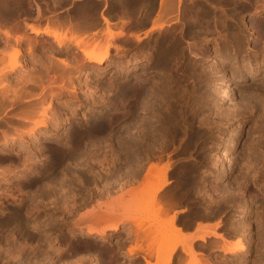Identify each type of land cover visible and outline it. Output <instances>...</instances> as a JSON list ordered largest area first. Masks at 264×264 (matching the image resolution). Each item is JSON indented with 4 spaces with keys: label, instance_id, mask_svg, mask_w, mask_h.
<instances>
[{
    "label": "rangeland",
    "instance_id": "374dc122",
    "mask_svg": "<svg viewBox=\"0 0 264 264\" xmlns=\"http://www.w3.org/2000/svg\"><path fill=\"white\" fill-rule=\"evenodd\" d=\"M43 1L44 0H23L18 10L13 14L12 17L8 18V21H6L7 22L6 24H8L9 22H10L9 24L18 22V24L20 25L19 30L23 31V29H25L28 37L32 36L36 38V40L31 39L33 42H36L38 45V46L36 45L37 47L35 46L36 49L34 47L33 49L34 51L33 50L29 51V50L24 49V47H26L27 42H28V40H26L25 38L23 39L21 38L18 42H16L13 37H10L8 40H4L2 36H0V47H2L0 49L5 50L6 55H7V56L5 55V60L8 59V55L13 52L14 48L24 49L23 53L19 57V62L21 61L20 63L22 65L21 70L22 71L25 70L23 71L25 72L24 76H27L29 74V73L27 74L29 70L30 74L34 75V81H35V82L32 81L33 83L31 82L30 84H28L29 86L26 85L24 87V90L25 89L26 90L25 91L23 90L24 95L22 99H20L21 101L18 99L19 101H16V103L10 101L7 103L4 102L5 104L1 103L0 101V123H1L0 131L4 130V133L1 134L2 131L0 132L1 134L0 135V165H1L0 168L2 169V170L0 169V190H1V194L4 196L2 197V206L0 207L1 208L0 210H1L2 218L4 219L3 225L5 227L2 230V238L0 239V251L2 252V258H3L2 264H82V260H80L79 258H76L67 263L61 262L62 258H64V251H65L64 247L67 248V250L74 249L77 246V244L82 240L86 242H95L98 244L99 249L104 250L103 252L104 255L99 254V256H102L100 258L101 264H140V263L145 264L144 259H142L139 256V254H143L141 251H143L144 254H146L145 257L151 263H154V262L156 263L154 250L152 249L153 250L152 258H150L151 256L149 257V255L147 257V253H145L146 244H144V241H142V239H139V238L136 239L137 237L135 235L136 232L133 233V230L136 231V229L138 232L139 228H137V225L140 226L139 225L140 223L143 226V228L149 227L150 229H153L154 225L152 224V222H149L148 219L146 220V218L144 217V213H142L143 209L140 208L141 211L140 209H138L140 212L137 210L135 212L131 211L132 202H129V201H132V200L127 201L128 203H130L131 208L129 206L127 208L123 204L126 199L130 198V193L128 192L129 191L128 189H130L131 187H134V184H135V187L136 185L139 186L141 184L140 181L143 182L144 180L143 177H145L143 175L145 172V169L151 163L157 162V159L155 156L159 153L161 154L160 157H162V160L159 157L160 158L159 160L161 161V162L158 161L159 164L170 163L172 166H177L181 162L179 161V157L184 156V157H187L190 161L199 164V168L201 169L202 173H198V175L194 174L190 177L191 182H189V179H183L180 173L179 175L176 172L169 171L167 173V178L169 179V183L167 182L157 191V196L159 198L162 197L163 195L162 198L164 199V201L166 198L167 201H169L167 203H169L171 206L175 205V207L170 206V209L172 211L169 210L168 214L164 217H167L169 214L175 211V217H174L175 222H177V224L180 226L181 232L183 233L184 236H189L194 233L197 234L198 231L201 233L204 229L205 231L209 232L208 233V232L203 231L206 234L208 233L207 236L205 235L206 238L204 237V242H202L199 239H195V241H193V246H195L194 248H196L197 251L202 252V253L196 254L197 258L201 257L200 259L203 262V264H264V258H262L264 257V219H263L264 218V171L263 170L260 171V169H263L261 168L263 164L261 162H258L257 164H255V166L257 165L259 166V164L261 166L262 164L261 167L259 166L260 169L254 170L255 169L254 167V168H249L250 170L249 169L245 170V166L247 164L250 165V161L249 160L246 161L245 159L241 158L242 155L245 156L246 155L245 153L248 152L247 150L248 144H246V142L248 143L249 139L252 140L253 138L257 140V138H255L256 136L258 137V139L262 138L261 140H258L260 141V145L262 146H260L261 147L260 151L257 150V153H260L261 150H262L261 153H263L264 151V148H263L264 132L263 134L260 131L254 132L256 134L255 136V134L253 133L255 137L253 136V134H251L254 126L258 125L262 121L260 119H262V116L264 113L262 114V111H261L262 109L256 111L254 106L251 107V105H248L246 107L242 106V104L246 101V100L244 101L243 99V96L245 95H242V94H245L246 92L247 94L251 92L252 90H253L252 92H255V91L256 92L258 91V93L262 92V94H259V95L261 97H264L262 96L264 94L263 92L264 90L263 88L264 87V80H263L264 79V70H263L264 69V58L263 57L264 55L263 53L261 54V52L264 51V48L261 49L259 53V50L255 47V40L257 37V33L254 31L251 34H248L247 30L245 29V25H244L246 23L250 24L251 18H257V19L263 18L264 7L262 8L263 10L260 9V12H258L259 15L255 16L256 14L252 12V9H254V7L257 4L256 0H248V1L247 0H234V1L233 0L232 1L230 0H221V1L220 0H207V1L190 0V2L189 0H182V1L173 0L171 1V3L173 2L175 3L174 5L173 4L170 5L168 9L169 16L167 15L163 20V17H160L161 16L160 15L159 17L161 18V20L157 18L159 20L157 21V19L155 20V18L158 17L159 15L157 13L161 11L160 5L162 3L161 1L163 0L161 1L160 0H147V1L146 0H132L133 2L132 1L129 2V0H120V1L119 0H98V1L97 0H91V1L90 0H61V1L53 0L55 3L56 2L65 3V4L69 3L71 4L70 6L71 8L79 5L83 1H86L87 5L91 6V9L87 12L88 17H89L87 19L88 23L85 24L89 27L81 26L79 27L80 29L76 27L77 29H79V31L80 30L84 31L85 36L83 37V39L86 40L87 37L89 36L90 40L89 38L87 40H89V42L91 43H92V40L93 42H98V43H99V40L101 41V43L104 42L105 33L107 31L106 29L107 25L105 22H103L102 19H100V16L102 13H105V15L107 13V16L109 17L110 21L114 20L113 22L111 21L109 23L110 24L108 26L109 29H111L112 31H117L118 30L117 28H119L120 30L121 26H123L124 30L127 32L134 30L133 32L138 34L139 40L137 41L133 37H127V36H126L127 39L126 37H123V36H119V37L115 36L113 37V39L109 38L112 44H117L118 42L119 48L115 49L113 47H110L111 49H110V52L108 54L106 61L104 62V64H101L102 67L95 68L93 66L83 65L84 70H82L78 74L74 71L71 72L68 70L69 72H71L70 74L68 73L69 74L68 76L70 78L67 77V74H66L67 72L65 73L66 75L64 78L63 76H61L62 79H60V77L58 78V76L60 75L58 76L55 75L56 77L54 76L53 78L55 82L54 80H52L54 82L52 84V82H49L48 79H50L51 76L55 73L59 74L58 72H61L62 69L64 70V72L67 69V67L65 68L64 65L59 63V61H57L56 59H53L52 55L56 53H57L56 56L58 57H60V55L61 57L64 55H67L66 57L68 59L66 60L69 62H74L77 60H82L81 58L82 54L77 49H73V47L71 46L72 45L71 40L68 43L66 42V48H65V45H61L62 47H55L54 44L56 42L53 41L51 43L50 41L51 36L45 33L34 34L33 32L29 31L30 29L26 26L29 23L42 24L45 21H48V23L51 21L50 20L51 16L45 15L47 11L44 8L45 1L44 2ZM203 3L205 7L203 6ZM240 3L243 4L242 5L243 7L241 6ZM206 5L208 6L206 7ZM59 6H55V7H59ZM171 6L173 8H171ZM202 6L205 10L202 8ZM112 7L115 8L116 10L118 8H122L124 9V11L117 12L118 13V14L116 13L117 15L114 14L113 16H110L109 10ZM196 7H200L198 10H204L206 12L207 11L210 12V14L207 13V15L208 16L210 15V16L209 18L207 16L208 18L206 19L207 21L206 20L202 21L203 24L202 23L200 25L196 24L194 28L195 32L192 35L184 34V37L182 38L180 44L182 47L185 48V46H188L187 43L189 41H193L196 44L195 46H193L192 50L193 51L197 50L195 51L197 53L200 52L201 53V54L199 53L200 57L193 59L192 57H190V55L187 56L185 54L186 57L183 55V58H176L178 60H176L175 58L174 60L172 58L171 59L172 61L170 60V62L172 64L173 70L171 69V72L167 71L166 73L165 71H163L162 69H159L154 64L153 66L152 61L147 60L146 57L148 53H151L150 52L151 46L154 44L156 39L159 37L158 35H160L164 31H167V30L169 31L170 28L174 29L175 31H177L178 29L180 30V32H182V29L184 28L183 22L185 21L184 12L190 9L192 10L197 9ZM217 7L219 10L217 9ZM21 16H27V17L22 18ZM167 18L169 19V21H171L170 24L172 25L170 26H172L173 28L170 26L165 27V25H163L165 27V28L163 27L165 29L163 30V28L160 27L163 24L161 22H164L165 20H167ZM152 19L154 20L153 21L154 23L152 22ZM175 20L178 22L176 23ZM54 23L56 25V22H53V24ZM121 23H123V25ZM173 23L175 24V26H173ZM94 24L97 27H95ZM58 25L60 29H62L61 32L66 31L65 33L68 35L70 34L71 31L75 29V26H73L74 29L71 30L70 29L72 28L71 25H69L70 28L69 26H67L68 28L67 27L65 28L60 23H58L57 26ZM82 25L84 24L82 23ZM178 27H181V28L179 29ZM239 27L240 29H242L241 30L242 35L240 34L241 36L239 35V37L236 36L237 37L236 39L238 40L241 38L240 39L241 40V51L243 52V54L241 55L238 53V55L233 56L232 54L233 49L231 46H229L230 48L228 49V51L231 53L232 56L231 55L230 56L232 58L225 60V59L218 57L215 50H217V48H222L223 45L230 42L231 41L230 37L233 38L234 35H232V33L234 31L238 32L239 34ZM101 29H102V32H100ZM67 30L69 31L71 30V31L68 33ZM91 30H94V31L91 32ZM243 37L245 38L243 39ZM95 38L98 41H96ZM101 39L103 40V42ZM134 40L137 41V43H135ZM261 42L264 43V37L262 36L260 37V43ZM262 45L264 46V44ZM205 46L207 47V52H203V49ZM68 47L72 49H69ZM144 48H147V49H144ZM200 50H202L203 54ZM204 53L206 55V58L205 56H203ZM261 55L263 56L262 57L263 60L261 59ZM148 56H151V54H148ZM124 59L126 60V62L121 63V65L118 67L117 63ZM189 60L194 61V68L195 67L196 68L193 70H190L188 76H186L188 80L187 88L185 87L186 91H189V93L194 92V94H196L197 92V94H199L198 92H200V90H201L200 93H202L207 88L206 89L207 94L213 93L211 94V98H213V100L219 99L220 103L222 104V109L226 108L225 110L228 109L230 111L232 109L233 103L238 104L240 98L242 97L240 100V102L242 101V104L240 103L239 106L241 105L242 110L241 109L240 110L241 111L245 110V112L244 111L242 113L240 112L239 114L240 116H238L236 119L233 118L234 120L231 118V120L228 119L227 122L226 121L223 122L224 124H222L221 126L223 129L221 128V132H220L222 133L221 138L217 137L219 135H218V132L216 131L217 130L216 126L212 128L211 134H210V135L214 134L215 136L214 135L213 136L215 138H218V140L224 146L225 144L228 143L227 141L231 135L230 131H232V129L239 131L238 135L234 137V144L231 147L233 150L231 157L232 156L234 157L237 155L236 156L237 158H235L234 160L235 161L234 165L236 166V169H233L227 172L224 171L223 174L214 173V170L208 167L210 166V162L212 163L213 161L212 159L205 160L203 161L204 162L203 163L197 158L200 147L201 149L208 148V150H210L209 148L210 140H211L210 137L206 139L204 136L203 138L198 140L199 146L198 145L197 146L199 148L196 146L198 151L196 148L194 150L189 149V151L188 150L184 152L182 151L183 143H184L183 140L187 139V136L189 135L193 127L195 129L199 124H200L199 126H201V129L204 127V125L201 123L196 124L197 122L194 123L195 124L194 126H191V127L189 126V127L184 128L185 131L186 130L188 131H186L187 133L182 134L183 136L177 135L178 137L176 136L170 139V141L167 143V147H165L162 152L156 153L153 156L143 155V158L141 156L138 159H136L134 162H132L131 163L132 166H131L125 156V150H124L125 149L124 143H125L127 134L126 135H123V134L127 133V128L125 126H127L126 124L128 123V118L126 120V117H125V116H128L127 115L128 114V110H127L128 99L126 102L125 96L127 97L126 95L127 93L124 90H127V88L130 86L129 84H132V85L136 83L144 84L147 91L151 92V93L147 92L149 95H146L145 97H147L148 99L146 98L145 100V97H144V100H143L144 102L143 106L147 107L145 105H150L152 103V102L150 103L151 94L154 92V89L155 90L158 89L159 87L158 84L160 85L161 80L159 79H163V77L165 78L172 77L171 75H176L175 72L181 73V70H183L186 64L188 63V62L186 63V61H189ZM149 61L151 62V65ZM252 61H254V63ZM77 62H80V61H77ZM146 62L149 64H147ZM145 63L147 64V67ZM181 64L184 66H181ZM239 65H241L240 72H239ZM54 66H56L58 69L56 67L54 68ZM59 67H61L62 69L61 68L59 69ZM175 68H178V69H175ZM215 68L217 69L218 72L216 71ZM86 69L89 72L85 71ZM202 70H204V72H202ZM256 70L259 72H262V74H260L259 76H252L250 72H254ZM163 72L165 73V75ZM136 73H138V76ZM168 73H170L171 75L167 76ZM202 73H204L203 75L205 77L201 75ZM30 74L28 76H30ZM5 75L7 76L5 78V82L15 81L16 78L19 77V73L17 72V69L7 71ZM36 75H39V76L41 75L42 78L40 77L41 79L38 80L37 78H39V76H36ZM190 75L193 77H191ZM241 75H245V77L246 75H249V76H247L245 79H240L239 77ZM173 77L175 78V76ZM213 77H216V78H213ZM203 79L206 83L203 81ZM40 80H41V83H40ZM207 81H209L208 84H207ZM211 82L212 83L216 82L214 84L215 86L212 85ZM48 84L49 85L51 84V85L48 86ZM41 86L43 87L45 86L44 90H41L43 89ZM188 87H190V89H188ZM247 87L250 89H248ZM227 88H229V90H225ZM241 89H243L242 92H241ZM218 90L221 92H219ZM223 90L228 91V92H222ZM24 92L27 94V96H25L26 94ZM0 93H2V91H0ZM9 93L11 94L10 90H8L7 94ZM28 104L30 106L35 105L34 107L35 110H34V113L30 117V121L27 118H25L23 119L24 120V123H23V120H21L22 118L19 117V113L17 111L21 109L22 106L25 107ZM247 107L249 109L252 108L251 109L252 111H249ZM215 110H216L215 108L212 109L209 119L216 120L217 122V119L215 118V116H213L215 115ZM126 111L127 113H125ZM260 112H261V115H260L261 117L258 116ZM139 113H140L139 116H143L145 119H149V120L151 119V121H153L154 119V118H150L151 115L149 113H145L143 110L141 111L139 110ZM254 116L255 117L257 116V117L255 118ZM43 119L45 121L44 123L45 125L44 124L37 125V126L35 125L34 127L37 128L35 130L36 132L34 131L35 133L28 130L29 126H32L33 124ZM252 120H255L253 127H251L253 125ZM125 122L126 124L124 125ZM100 123L102 124L101 126H100ZM22 124H24V126ZM14 127H17L18 129H20L19 127L22 128L23 130L22 137L21 135L15 136L16 134L13 133ZM213 129L215 130V132ZM249 129H251V131ZM5 130H8V131H5ZM77 131H78V134H77ZM6 134L8 136H6ZM11 136L13 137L11 138ZM123 136H126V137L124 138ZM259 136L261 138H259ZM182 137H184V139H181ZM248 137H251V138H248ZM245 139L246 140L248 139V140L246 141ZM205 144L207 145L205 146ZM243 145H245L246 147ZM223 146L221 145V147L216 149V151L214 150L217 153L216 155L218 157H221V159H223L221 164H224L225 162L223 158L225 157L224 156L225 150ZM58 150L59 151L61 150L62 152L60 151V153H63V154H60ZM208 150L207 152L209 153L214 152L213 150L212 151H208ZM242 151L243 152L246 151L244 152L245 155L243 154ZM238 152L241 155L237 154ZM27 154L31 155L32 157V158H29L28 161L27 159H25V156ZM238 157L241 159H239ZM214 158L215 157H213V159ZM24 161L26 162L24 163ZM31 161L32 162L34 161V162L31 163ZM242 161L243 163H241ZM21 162H23L22 165H21ZM132 167L134 169L138 167V169H135L136 174L134 173L133 171L134 169ZM140 167L142 169H140ZM205 167L207 171L204 169ZM207 167L210 169H207ZM128 169L130 172H128ZM254 171H257V172H254ZM208 183L210 185H208ZM228 190L229 192L231 191L233 195H230ZM216 192L219 194V196ZM45 194H46V197H45ZM234 194H237V195H234ZM68 197H71V198H68ZM113 197H114V200H112ZM120 201L122 202L121 205H120ZM115 202L119 203V205L116 207L119 209L114 208L116 206ZM172 202H173V205H172ZM243 203H245L246 206L248 205L247 213L244 215L245 217L243 216L242 213H240L241 205ZM17 205L20 206L19 209ZM124 207L127 208L126 212L130 210L127 212L128 215H132V217L134 216L133 218L137 219L138 217V219H140L139 224H135L133 222V224L135 225H132L130 224L132 223L131 220L129 221L125 220L124 222V219H126L123 216V215H126V212H124L125 210H123ZM108 210L109 211L116 210L112 214L114 216H110L112 217V219H110L109 217L110 220L107 221L108 219H106L107 222L104 220L103 221L94 220V217L96 214L98 213L104 214V213H107ZM10 216L11 218H9ZM119 216L122 217L121 218L122 221L120 220ZM13 217H15L14 220L12 219ZM242 217L245 218L246 221L250 222L248 226L249 227L248 230L244 231V227L242 225L243 224ZM115 218L117 219V222L115 220V224L117 225H115V227L113 228L114 230L109 229L108 223H111V221L114 222ZM13 221L18 222L17 224L18 231H14L12 230V228H10V225H11L10 223ZM8 224L9 226H7ZM87 228H94L95 230L105 229V233L98 234V235L94 232L86 233L85 231L87 230ZM217 230L218 231L220 230L219 233H221L227 238L226 239L227 242L226 240L224 242L226 244L225 249L221 247V245H224L222 241L218 239V237L216 238L214 234H212L213 231L218 232ZM246 236H247V239L249 240L248 247L246 250H241L240 245L238 244L240 243L241 238H246ZM139 240L140 242H138ZM216 240H217V243H216ZM219 243H220V246H219ZM136 244H142L141 245L142 249L141 248L137 249L135 247ZM198 244H201L199 245L200 247L198 246ZM203 244L205 247L203 246ZM177 247L172 253L171 263L172 264H181V263L187 264V261L189 260L188 254L180 249L181 248L180 245H177ZM130 248H133L134 250L132 249L133 251L131 252L129 251ZM21 250L23 252H21ZM178 257L179 258L181 257L182 260L179 259L181 262L178 260ZM22 259L25 261L23 262Z\"/></svg>",
    "mask_w": 264,
    "mask_h": 264
},
{
    "label": "bare ground",
    "instance_id": "6f19581e",
    "mask_svg": "<svg viewBox=\"0 0 264 264\" xmlns=\"http://www.w3.org/2000/svg\"><path fill=\"white\" fill-rule=\"evenodd\" d=\"M61 1V0H60ZM91 1V0H90ZM98 1V0H97ZM120 1V0H119ZM130 1H132V0H129V2ZM147 1V0H146ZM145 1V2H146ZM161 1V0H160ZM171 1H173V0H163V1H161L162 3H161V5H160V10L161 11H159V13H157V14H159L158 15V17H156L155 18V20L157 19V18H159V20H161V18L160 17H163V20H164V18L168 15V9H169V7H170V5H174V3L175 2H173V3H171ZM178 1V0H177ZM182 1V0H181ZM205 1H207V0H205ZM221 1V0H220ZM230 1H232V0H230ZM234 1V0H233ZM248 1V0H247ZM23 2V0H0V36H2V38L4 39V40H8L10 37H13L14 39H15V41L16 42H18L21 38L23 39V38H25L26 40H28V42H27V45H26V47H24V49L25 50H29V51H32L33 49H34V47L37 45V43L36 42H33L31 39H34V40H36V38L35 37H28L27 36V34H26V30L25 29H23V31H21V30H19L20 29V25L18 24V22H15V23H12V24H6L7 22V19L8 18H10V17H12L13 16V14L18 10V8H19V6L21 5V3ZM28 2V1H27ZM47 2H48V0H47ZM52 2V1H51ZM66 2V1H65ZM128 2V1H127ZM133 2V1H132ZM189 2H190V0H189ZM204 2V1H203ZM29 3V2H28ZM93 3V2H92ZM160 3V2H159ZM185 3V2H184ZM207 3V2H206ZM205 3V4H206ZM250 3V2H249ZM253 3V2H252ZM256 6L254 7V9H252V12L254 13V14H256L255 16H257V15H259L258 14V12H260V9H262L263 7H264V0H256ZM36 4V3H35ZM54 4V3H53ZM57 4V3H56ZM127 4V3H126ZM126 4H124V5H126ZM148 4H150V3H148ZM195 4V3H194ZM226 4V3H225ZM241 4V3H240ZM246 4H247V2H246ZM47 5V4H46ZM55 5V4H54ZM134 5V4H133ZM209 5V4H208ZM208 5H206V7L208 6ZM221 5V4H220ZM243 4H241V6H242ZM39 6V5H38ZM45 6V5H44ZM58 6H59V4H58ZM93 6V5H92ZM113 6V5H112ZM121 6V5H120ZM144 6V5H143ZM151 6V5H150ZM176 6V5H175ZM189 6V5H188ZM203 6H204V3H203ZM203 6H202V8H203ZM211 6V5H210ZM247 6V5H246ZM29 7V6H28ZM49 7V6H48ZM54 7V6H53ZM75 7V6H74ZM115 7H117V6H115ZM122 7V6H121ZM127 7V6H126ZM178 7V6H177ZM205 7V6H204ZM243 7V6H242ZM241 7V8H242ZM245 7V6H244ZM76 8V7H75ZM74 8V9H75ZM113 8V7H112ZM171 8H173L172 6H171ZM188 8V7H187ZM192 8V7H191ZM197 9H194V10H192V9H190V10H188V11H185L184 12V16H185V21L183 22V26H184V30L182 29V32H180V30H178L177 29V27H176V29H177V31H175L174 29H171L170 28V30L168 31H164V32H162L160 35H158L159 37L156 39V41L154 42V44L151 46V53H148V54H151V56H148V54H147V60H150V61H152V65L154 64L155 66H157L159 69H162L163 71H165V73L168 71V72H171V69H172V64H171V62H170V60L173 58H183V55L185 56V54L187 55V56H189L190 55V57H192L193 59L194 58H199L200 56H199V53H197V52H195V51H197V50H195V51H193L192 50V48H193V46H195V44L196 43H194L193 41H189L187 44H188V46H185V48L184 47H182L181 46V44H180V42H181V40H182V38L184 37V34L185 35H192L194 32H195V26H196V24H198V25H200L201 23H202V21H204V20H206V19H208L209 18V16L207 15V13L208 14H210V12H206V11H204V10H198L200 7H196ZM220 8V7H219ZM223 8V7H222ZM50 9V8H49ZM53 9V8H52ZM91 9V6L90 5H87L86 3H84V4H82V5H80L78 8H77V16H79L81 19H82V23L84 24V25H81V26H87V25H85V24H87L88 23V21H87V19L89 18L88 17V11ZM158 9V8H157ZM176 9V8H175ZM178 9V8H177ZM208 9V8H207ZM217 9H218V7H217ZM21 10V9H20ZM119 10H121V9H119ZM174 10V9H173ZM185 10V9H184ZM219 10V9H218ZM226 10H227V8H226ZM263 10V9H262ZM51 11V10H50ZM110 11V10H109ZM183 11V10H182ZM242 11V10H241ZM20 12V11H19ZM39 12V11H38ZM157 12V11H156ZM160 12H161V14H160ZM71 13V12H70ZM101 13V12H100ZM127 13V12H126ZM180 13V12H179ZM18 14V13H17ZM92 14V13H91ZM94 14V13H93ZM50 15H51V13H50ZM117 15V14H116ZM161 15V16H160ZM179 15V14H178ZM226 15V14H225ZM60 16V15H59ZM98 16V15H97ZM160 16V17H159ZM169 16V15H168ZM183 16V15H182ZM207 16H208V18H207ZM231 16V15H230ZM65 17V16H64ZM127 17H128V15H127ZM143 17V16H142ZM149 17V16H148ZM179 17V16H178ZM215 17V16H214ZM228 17V16H227ZM15 18V17H14ZM53 18H54V16H53ZM50 19L49 21L50 22H52V23H48V21H45V22H43L42 24H38V23H36V24H33V23H29V24H27L26 22V26L30 29L29 31H31V32H33L34 34H39V33H45V34H47V35H49V36H51V43L53 42V41H55L56 43L54 44V46L55 47H62L61 45H65V48H66V42L68 43L70 40L72 41V47H73V49H77L78 51H80L81 52V54H82V60H77V61H80V62H77V61H74V62H69V61H67L66 59H68L66 56L67 55H64V56H62L61 57V55H60V57H58V56H56V54H54V55H52V58L53 59H56L57 61H59V63L60 64H62V65H64V67L66 68L67 67V69L65 70V72H64V70L61 68V67H59V69L61 68L62 70H61V72H58L59 74H57V73H55V74H53L52 76H51V80L50 79H48L49 80V82H52V84L55 82V80L53 79L54 78V76L55 75H60V76H58V78L60 77V79H62V77L61 76H63V78L65 77V75L67 74V77L68 78H70L68 75L72 72V71H74V72H76L77 74L78 73H80L82 70H84V68H83V65L85 66V65H89V66H93V67H102V65L101 64H104V62L106 61V59H107V57H108V54H109V52H110V47H113V48H115V49H118L119 48V45H118V42H117V44H112V42H110V39L109 38H111V39H113V37H115V36H123V37H133L135 40H139V36H138V34H136L135 32H133V31H130V32H127V31H125L124 30V28H123V26H121V28H120V30H119V28H117L118 30L117 31H112L111 29H109V23L111 22L110 21V19H109V17L107 16V13H106V15H105V13H102L101 14V16H100V19H102L103 20V22H105L106 23V25H107V27H106V29H107V31H106V33H105V38H104V42H103V40H102V42L103 43H101V41L99 40V43L98 42H93V40H92V43L91 42H89V40H90V38H89V36L87 37V39L89 38V40H85V39H83V37L85 36V33H84V31L82 30H80L79 31V29H77L76 28V26H80V24H82V23H80L79 25H75V29L73 28V26H71L72 28H70V26H69V28L72 30V29H74L73 31H69V30H67V32L69 33L70 32V34L68 35V34H66L65 32H61V30L62 29H60V27H59V25L57 26V22L55 21V19ZM61 18V17H60ZM75 18V17H74ZM145 18V17H144ZM171 18V17H170ZM177 18V17H176ZM217 18H218V16H217ZM57 19V18H56ZM143 19V18H142ZM173 19H175V18H173ZM230 19V18H229ZM14 20V19H13ZM60 20V19H59ZM77 20V19H76ZM144 20V19H143ZM158 19H157V21H159ZM171 20V19H170ZM179 20V19H178ZM15 21V20H14ZM75 21V20H74ZM81 21V20H80ZM92 21V20H91ZM93 21H94V19H93ZM124 21H126V20H124ZM150 21V20H149ZM154 20L152 19V22H153ZM176 21V20H175ZM207 21V20H206ZM217 21V20H216ZM236 21V20H235ZM243 21V20H242ZM53 22H56V25H55V23L53 24ZM59 22V21H58ZM67 22V21H66ZM76 22V21H75ZM78 22H79V20H78ZM100 22V21H99ZM113 22V21H112ZM170 22L171 21H169V19L167 18V20H165L164 22H161V23H163L160 27H164L163 25H165V27L167 26V27H169L170 25H172V24H170ZM178 21H176V23H177ZM224 22V21H223ZM231 22V21H230ZM234 22V21H233ZM24 23V24H25ZM77 23V22H76ZM154 23V22H153ZM241 23H243V22H241ZM93 24V23H92ZM122 25H123V23H121ZM156 24V23H155ZM158 24H159V22H158ZM157 24V25H158ZM203 24V23H202ZM235 24V23H234ZM71 25V24H70ZM74 25V24H73ZM117 25V24H116ZM214 25V24H213ZM223 25V24H222ZM225 25H226V23H225ZM238 25V24H237ZM237 25H236V27H237ZM241 25V24H240ZM245 25V29L247 30V32H248V34H251L252 32H256L257 33V37H256V40H255V47L259 50V53H260V51H261V49H263L264 48V46L262 45V44H264V43H260V37L262 36V37H264V16H263V18H261V19H257V18H251V23L250 24H248V23H246V24H244ZM80 26V27H81ZM94 26H95V24H94ZM93 26V27H94ZM126 26V25H125ZM173 26H175V24L173 23ZM221 26V25H220ZM231 26V25H230ZM239 26V25H238ZM59 27V28H58ZM64 27V26H63ZM87 27H89V26H87ZM95 27H97V26H95ZM114 27V26H113ZM152 27V26H151ZM164 27V28H165ZM170 27H172V26H170ZM228 27V26H227ZM233 27V26H232ZM242 27V26H241ZM66 28V27H65ZM68 28V27H67ZM163 28V30H165ZM173 28V27H172ZM175 28V27H174ZM179 29L181 28V27H178ZM215 28V27H214ZM60 29V30H59ZM90 29V28H89ZM93 29V28H92ZM157 29H159V28H157ZM169 29V28H168ZM202 29H203V27H202ZM113 30H115V29H113ZM163 30H161V31H163ZM206 30V29H205ZM228 30V29H227ZM232 30V29H231ZM242 29H240V27H239V34H238V32H236V31H234L233 33H232V35H234L233 36V38H231L230 37V39H231V41L230 42H228V43H226L225 44V42H224V44L225 45H223V47L222 48H217V50H215L216 51V54H217V56L218 57H220V58H222V59H229V58H232L231 56V53L228 51V49L230 48L229 46H231L232 47V54H233V56H236V55H238V53L239 54H243V52L241 51V38L240 39H236L237 37L236 36H238L239 37V35L241 34L242 35V31H241ZM136 31V30H135ZM221 31V30H220ZM229 31V30H228ZM100 32H102V29H101V31ZM137 32V31H136ZM199 32V31H198ZM201 32V31H200ZM86 34H88V33H86ZM98 34V33H97ZM100 34H102V33H100ZM214 34V33H213ZM218 34V33H217ZM227 35V34H226ZM240 35V36H241ZM42 36V35H41ZM96 36V35H95ZM218 36V35H217ZM225 36V35H224ZM228 36V35H227ZM85 37V38H86ZM92 37V36H91ZM101 37H103V36H101ZM127 37H126V39H127ZM149 37V36H148ZM198 37V36H197ZM245 37H247V36H245ZM245 37H243V39L245 38ZM94 39V38H93ZM125 39V40H126ZM189 39V38H188ZM196 39V38H195ZM219 39V38H218ZM95 40H96V38H95ZM94 40V41H95ZM124 40V39H123ZM130 40V39H129ZM134 40V41H135ZM151 40V39H150ZM212 40V39H211ZM226 40V39H225ZM262 40V39H261ZM96 41H98V40H96ZM116 41V40H115ZM128 41V40H127ZM137 41H135V43H137ZM148 41V40H147ZM146 41V42H147ZM244 41V40H243ZM114 42V41H113ZM125 42V41H124ZM185 42H186V40H185ZM115 43V42H114ZM121 43V42H120ZM139 43V42H138ZM243 43V42H242ZM246 43V42H245ZM244 43V44H245ZM122 44V43H121ZM203 44V43H202ZM53 45V44H52ZM68 45V44H67ZM126 45V44H125ZM130 45V44H129ZM138 45V44H137ZM142 45V44H141ZM149 45H150V43H149ZM148 45V46H149ZM206 45V44H205ZM219 45V44H218ZM38 46V45H37ZM36 46V47H37ZM128 46V45H127ZM140 46V45H139ZM146 46V45H145ZM197 46H198V44H197ZM200 46H201V44H200ZM216 46V45H215ZM220 46V45H219ZM243 46V45H242ZM36 47H35V49H36ZM133 47H135V46H133ZM221 47V46H220ZM0 48H2V47H0ZM69 48V47H68ZM112 48V49H113ZM148 48V47H147ZM147 48H144V49H147ZM187 48V49H186ZM216 48V47H215ZM214 48V49H215ZM7 49V48H6ZM24 49H20V48H14V50H13V52L12 53H10L9 55H8V59L7 60H5V55H6V51L5 50H3V49H0V91H2V93H4V94H2V93H0V101H1V103H3V104H5L4 102H14V103H16V101H19L20 99H22V97H23V90H24V87L26 86V85H28V84H30L32 81L33 82H35L34 81V75H32V74H30V72H29V70H28V72H27V74L29 73L30 74V76H24V73L25 72H23V71H25V70H21V68H22V65H21V61L19 62V57H20V55L23 53V51H24ZM56 49V48H55ZM69 49H72V48H69ZM127 49H128V47H127ZM138 49V48H137ZM141 49V48H140ZM195 49H196V47H195ZM198 49V48H197ZM245 49V48H244ZM125 50V49H124ZM199 50V49H198ZM256 50V49H255ZM34 51V50H33ZM149 51V50H148ZM201 52H202V50H200ZM213 51V50H212ZM247 51V50H246ZM144 52V51H143ZM146 52V51H145ZM203 52H207V47L205 46L204 47V49H203ZM203 52H202V54H203ZM125 53V52H124ZM134 53V52H133ZM256 53V52H255ZM254 53V54H255ZM263 53V55H264V51L263 52H261V54ZM117 54V53H116ZM120 54V53H119ZM140 54H141V52H140ZM201 54V53H200ZM207 54V53H206ZM216 54H214V55H216ZM251 54V53H250ZM253 54V53H252ZM231 55V56H230ZM249 55V54H248ZM7 56V55H6ZM129 56V55H128ZM134 56V55H133ZM203 56H205V58H206V55H205V53H204V55ZM208 56V55H207ZM256 56V55H255ZM186 57V56H185ZM216 57V56H215ZM217 57V58H218ZM251 57V56H250ZM257 57H258V55H257ZM262 55H261V59H262ZM145 58V59H146ZM201 58H202V56H201ZM200 58V59H201ZM235 58V57H234ZM249 58V57H248ZM253 58V57H252ZM252 58H251V60H252ZM264 58V57H263ZM40 59V58H39ZM174 59V60H175ZM129 60V59H128ZM127 60V61H128ZM176 60H178V59H176ZM183 60V59H182ZM231 60V59H230ZM250 60V59H249ZM263 60V59H262ZM149 61V62H150ZM172 61V60H171ZM220 61V60H219ZM257 61H259V60H257ZM124 62H126V60L124 59V60H121L120 62H118L117 63V66L119 67L120 65H121V63H124ZM148 62V61H147ZM146 62V63H147ZM176 62V61H175ZM174 62V63H175ZM178 62V61H177ZM188 62V63H187ZM215 62V61H214ZM228 62V61H227ZM253 63H254V61H252ZM262 62V61H261ZM261 62H259V63H261ZM145 63V64H146ZM174 63H173V65H174ZM186 66L184 67V69L183 70H181V73H176L175 72V74L176 75H171L170 73H168L167 74V76H172V77H163V79H159V80H161L160 81V85L158 84V89L157 90H155L154 88V92L151 94V99H150V105H145V106H147V107H144L143 106V100H144V97L146 96V95H149L148 93L150 92H148L147 91V89H146V87H145V85L144 84H141V83H136V84H129L128 86V88H127V90H124V91H126V95H127V97L125 96V98H126V102H127V99H128V108H127V110H128V116H125L126 117V120H127V118H128V123L126 124V122L124 123V125L126 124L127 126H125L126 128H127V133H125V134H123V135H126L127 134V137L126 136H123L124 138L126 137V139H125V156H126V158H127V160L129 161V164L131 165V163L132 162H134L136 159H138L139 157H141L142 156V158H143V155H147V156H153L154 154H156V153H159V152H162L163 151V149L165 148V147H167V143L170 141V139H172V138H174V137H176L177 135H181V136H183L182 134H185V133H187L186 131H188V130H184V128H186V127H191V126H194L195 124V122H197L196 124H198V123H201V124H203L204 125V127L202 128V129H204V130H202L201 129V126H197L195 129H194V127H193V129L190 131V133H189V135L187 136V139L186 140H183L184 141V143H183V152L184 151H186V150H188L189 151V149H195L196 148V146L198 145V140H200L201 138H203L204 136H205V138L207 139L208 137H210L211 138V140H210V145H209V148H210V150H208V148H202L201 149V147H200V149H199V151H198V149H197V151H198V159L201 161V162H203V161H205V160H210V159H212L211 161H212V163L210 162V166H208V167H210L212 170H214V173H218V174H223V172L224 171H231V170H233V169H236V166L234 165L235 164V158H237L236 156H232L231 157V155H232V146H233V144H234V137L235 136H237L238 135V133H239V131L238 130H233L232 129V131H230L231 132V135H230V138L228 139V143L227 144H225L224 146H223V144H221V142L218 140V138H221V134L222 133H220L221 132V126H222V124H224L223 122L224 121H226L227 122V120L228 119H230L231 120V118L233 119V118H237L238 116H240L239 114H240V112L242 113L243 111L245 112V110H243V111H241L242 109H241V105L239 106V104L241 103L242 104V101L240 102V100H241V98H240V100H239V103L238 104H235V103H233V105H232V109H231V111L230 110H225V109H222V104L220 103V100L219 99H217V100H213V98H211V94H213V93H211V94H207V91H206V89H205V91H203L204 90V88H203V92L202 93H200L201 92V90H200V92H198L199 94H197V92H196V94H194V92L193 93H189V91H186V88H187V84H188V80H187V78H186V76H188V74H189V71L190 70H193V69H195L194 68V61H186ZM223 63V62H222ZM256 63V62H255ZM50 64V63H49ZM59 64V65H60ZM126 64V63H125ZM129 64V63H128ZM147 64H149V63H147ZM147 64H146V67H147ZM231 64V63H230ZM150 65H151V62H150ZM149 65V66H150ZM153 65V66H154ZM261 65V64H260ZM181 66H184V65H182L181 64ZM198 66H200V65H198ZM213 66H215V65H213ZM221 66V65H220ZM232 66V65H231ZM56 66H54V68H55ZM146 67H144V68H146ZM174 67V66H173ZM177 67V66H176ZM180 67V66H179ZM57 68V67H56ZM64 68V69H65ZM91 68V67H90ZM104 68V67H103ZM122 68V67H121ZM141 68V67H140ZM223 68V67H222ZM17 69V72L19 73V77H17L16 78V80L15 81H9V82H5V78L7 77L6 75H5V73L7 72V71H10V70H16ZM24 69V68H23ZM58 69V68H57ZM56 69V70H57ZM175 69H178V68H175ZM174 69V70H175ZM182 69V68H181ZM198 69V68H197ZM214 69V68H213ZM216 69V68H215ZM220 69V68H219ZM218 69V70H219ZM47 70V69H46ZM71 71V72H69V71ZM143 70H145V69H143ZM152 70V69H151ZM173 70V69H172ZM212 70V69H211ZM221 70V69H220ZM230 70H231V68H230ZM240 70H241V65H239V72H240ZM247 70V69H246ZM259 70V69H258ZM264 70V69H263ZM58 71V70H57ZM60 71V70H59ZM85 71H87V72H89L87 69L85 70ZM177 71H179V70H177ZM196 71V70H195ZM194 71V72H195ZM216 71H217V69H216ZM52 72H53V70H52ZM64 72V73H63ZM67 72V73H66ZM84 72V71H83ZM134 72H135V70H134ZM140 72V71H139ZM145 72V71H144ZM202 72H204V70H202ZM218 72V71H217ZM250 72V71H249ZM36 73V72H35ZM66 73V74H65ZM69 73V74H68ZM75 73V74H76ZM146 73V72H145ZM144 73V74H145ZM164 73V72H163ZM165 73H164V75H165ZM52 74V73H51ZM89 74V73H88ZM134 74V73H133ZM137 74V76H138V73H136ZM142 74V73H141ZM204 73H202L201 75H203ZM250 74L252 75V76H259L260 74H262V72H259V71H254V72H250ZM135 75V74H134ZM195 75V74H194ZM198 75H200V74H198ZM36 76H39V75H36ZM173 76H175V78L173 77ZM191 76V75H190ZM204 76V75H203ZM202 76V77H203ZM247 76H249V75H246V77ZM263 76V75H262ZM42 78V76L40 75L39 76V78H37L38 80L39 79H41ZM56 77V76H55ZM133 77V76H132ZM140 77V76H139ZM160 77H161V75H160ZM191 77H193V76H191ZM199 77H201V76H199ZM198 77V78H199ZM205 77V76H204ZM203 77V78H204ZM245 77V75H241L239 78L240 79H245L246 78ZM135 78V77H134ZM195 78V77H194ZM198 78H196V79H198ZM213 78H216V77H213ZM260 78H262V77H260ZM72 79V78H71ZM70 79V80H71ZM136 79V78H135ZM141 79V78H140ZM189 79V78H188ZM212 79V78H211ZM52 80H54V82L52 81ZM129 80V79H128ZM144 80V79H143ZM201 80V79H200ZM199 80V81H200ZM208 80V79H207ZM214 80V79H213ZM261 80V79H260ZM264 80V79H263ZM151 81V80H150ZM192 81V80H191ZM194 81H196V80H194ZM203 81H204V79H203ZM212 81V80H211ZM258 81V80H257ZM32 82V83H33ZM44 82V81H43ZM135 82V81H134ZM142 82V81H141ZM202 82V81H201ZM205 82V81H204ZM208 82L209 81H207V84H208ZM40 83H41V80H40ZM130 83V82H129ZM196 83V82H195ZM194 83V84H195ZM199 83V82H198ZM206 83V82H205ZM212 83V82H211ZM216 83V82H215ZM215 83H212V85H214ZM226 83V82H225ZM260 83V82H259ZM259 83H257V84H259ZM261 84V83H260ZM41 85V84H40ZM43 85V84H42ZM51 85V84H50ZM49 84H48V86H50ZM55 85V84H54ZM156 85V84H155ZM190 85V84H189ZM188 85V86H189ZM226 85V84H225ZM29 86V85H28ZM58 86H59V84H58ZM61 86V85H60ZM63 86V85H62ZM183 86V87H182ZM200 86V85H199ZM215 86V85H214ZM252 86V85H251ZM259 86V85H258ZM43 89H41V90H44V87L43 86H41ZM125 87V86H124ZM153 87V86H152ZM152 87H151V89H152ZM186 87V88H185ZM192 87V86H191ZM198 87V86H197ZM196 87V88H197ZM206 87V86H205ZM212 87V86H211ZM211 87H209V88H211ZM254 87V86H253ZM253 87H251V88H253ZM199 88V87H198ZM197 88V89H198ZM248 88V87H247ZM256 88V87H255ZM264 88V87H263ZM188 89H190V87H188ZM200 89H201V87H200ZM216 89H217V87H216ZM219 89V88H218ZM224 89V88H223ZM231 89V88H230ZM248 89H250V88H248ZM8 90H10L11 91V94L9 95V94H7L8 93ZM26 90V89H25ZM24 90V91H25ZM149 90V89H148ZM192 90V89H191ZM194 90V89H193ZM212 90V89H211ZM210 90V91H211ZM214 90V89H213ZM225 90H229V88H227V89H225ZM225 90H223L222 92H228V91H225ZM242 90L243 89H241V92H242ZM246 90V89H245ZM259 90V89H258ZM261 90H263V89H261ZM29 91V90H28ZM123 91V90H122ZM195 91V90H194ZM219 91V90H218ZM217 91V92H218ZM253 91V90H252ZM249 92L248 94H247V92L245 93V94H242V95H245V96H243V99H244V103L242 104V106L243 107H246V106H248V105H251V107L252 106H254V108H255V110L256 111H258V110H261L262 111V114L264 113V97H261L259 94H262V92L260 93H258V91L256 92ZM27 92V91H26ZM120 92V91H119ZM148 92V93H147ZM214 92V91H213ZM216 92V91H215ZM219 92H221V91H219ZM245 92V91H244ZM243 92V93H244ZM263 92H264V90H263ZM25 93V92H24ZM41 93V92H40ZM151 93V92H150ZM209 93V92H208ZM239 93V92H238ZM258 93V94H257ZM26 94V93H25ZM227 94V93H226ZM210 95V96H209ZM216 95V94H215ZM25 96H27V94L25 95ZM122 96V95H121ZM219 96V95H218ZM221 96V95H220ZM230 96V95H229ZM235 96V95H234ZM241 96V95H240ZM259 96H260V98H259ZM262 96H264V94L262 95ZM123 97V96H122ZM213 97V96H212ZM146 98L147 97H145V100H146ZM19 99V100H18ZM148 99V98H147ZM27 100V99H26ZM152 100V101H151ZM21 101V100H20ZM222 101V100H221ZM40 103H42V102H40ZM146 103V102H145ZM148 103V102H147ZM38 104V103H37ZM49 104H51V103H49ZM149 104V103H148ZM32 105V104H31ZM39 105V104H38ZM1 106H2V104H1ZM25 106V105H24ZM27 106V107H26ZM25 107H23L22 106V108L21 109H19L17 112L19 113V117L20 118H22L21 120H23V119H25V118H27L29 121H30V117H31V115L34 113V107H35V105H32V106H30L29 104L28 105H26ZM39 107V106H38ZM126 107V106H125ZM230 107V106H229ZM250 107V106H249ZM43 108V107H42ZM213 108H215L216 110H215V115H213V116H215V118L217 119V122H216V120H210L209 118H210V115H211V111H212V109ZM248 108V107H247ZM241 109V110H240ZM249 109V108H248ZM252 109V108H251ZM251 109H249V111H252ZM38 110H39V108H38ZM139 110L141 111V110H143L145 113H149L150 115H151V117L150 118H154L153 119V121H151V119L149 120V119H145L143 116H139ZM37 111V110H36ZM41 111V110H40ZM16 112V113H17ZM248 112V111H247ZM125 113H127V111L125 112ZM244 114V113H243ZM13 115V114H12ZM35 115V114H34ZM56 115V114H55ZM246 115V114H245ZM251 115V114H250ZM261 115V112H260V114L258 115V116H260ZM17 116V115H16ZM212 116V117H213ZM29 117V118H28ZM147 117V116H146ZM148 117H149V115H148ZM147 117V118H148ZM255 117V116H254ZM257 117V116H256ZM255 117V118H256ZM261 117V116H260ZM17 118V117H16ZM248 119V118H247ZM125 120V121H126ZM234 120V119H233ZM260 120H262L259 124H258V122H257V124L258 125H256V126H254V121L255 120H252V122H253V125L251 126V127H253L254 126V128H253V130H252V133L251 134H253L254 132H256V131H260V132H262V134H263V132H264V114H263V116H262V119H260ZM12 121V120H11ZM50 121V120H49ZM239 121V120H238ZM257 121H258V119H257ZM9 123H10V121H9ZM23 123H24V120H23ZM26 123V122H25ZM45 123V121H44V119L43 120H41V121H39V122H37V123H35V124H33L32 126H29L28 127V130H30L31 132H33V133H35L36 131V127H34L35 125L37 126V125H43ZM105 123H107V122H105ZM251 123V122H250ZM1 124V123H0ZM255 124H256V122H255ZM9 125V124H8ZM23 126H24V124H22ZM26 125V124H25ZM45 125V124H44ZM98 125V124H97ZM102 124L100 123V126H101ZM202 125V126H203ZM21 126V125H20ZM216 126V131L218 132V135L220 136H217L218 138H215L213 135H210L211 134V130H212V128L213 127H215ZM22 127V126H21ZM21 127H19L20 129H18L17 127H14V130H13V133H15L16 135L15 136H19V135H21V137H22V133H23V130H22V128ZM77 127V126H76ZM103 127V126H102ZM124 127V126H123ZM124 127V128H125ZM236 127V126H235ZM250 127V128H251ZM6 128V127H5ZM78 128V127H77ZM76 128V129H77ZM99 128V127H98ZM106 128V127H105ZM239 128V127H238ZM1 129V128H0ZM8 129V128H7ZM74 129V128H73ZM72 129V130H73ZM80 129V128H79ZM78 129V130H79ZM223 129V128H222ZM248 129V128H247ZM252 129V128H251ZM251 129H249L250 131H251ZM27 130V131H28ZM75 130V129H74ZM82 130V129H81ZM80 130V131H81ZM214 130V129H213ZM2 131V132H1ZM0 132H1V134L2 133H4V130H1ZM5 131H8V130H5ZM9 131H10V129H9ZM35 131V132H34ZM125 131H126V129H125ZM207 131V132H206ZM247 131V130H246ZM29 132V131H28ZM27 132V133H28ZM84 132V131H83ZM214 132H215V130H214ZM82 133V132H81ZM90 133V132H89ZM108 133H109V131H108ZM213 133V132H212ZM241 133V132H240ZM247 133V132H246ZM245 133V134H246ZM0 134V135H1ZM8 134V133H7ZM6 134V136H8ZM10 134H12V133H10ZM77 134H78V131H77ZM249 134V133H248ZM255 134V133H254ZM254 134H253V136H254ZM257 134H258V132H257ZM5 135V134H4ZM117 135V134H116ZM240 135V134H239ZM3 136V135H2ZM14 136V135H13ZM13 136H11V138L13 137ZM111 136V135H110ZM120 136V135H119ZM185 136V135H184ZM250 136V135H249ZM255 136H256V134H255ZM254 136V137H255ZM5 137V136H4ZM3 137V138H4ZM76 137V136H75ZM78 137H79V135H78ZM77 137V138H78ZM81 137V136H80ZM178 137V136H177ZM123 138V139H124ZM247 138V137H246ZM248 138H251V137H248ZM255 138H257V140H255L254 138L252 139V140H250L249 139V141H248V143L246 142V144H248V146H247V150H248V152L247 153H245L244 154V152H246V151H242L243 152V154L245 155V156H243L242 155V159H245L246 161H250V165L249 164H247L246 162V166H245V170H248L249 168H254L255 167V169L254 170H256V169H260L259 168V166H260V164H259V166L257 165V166H255V164H257L258 162H261L262 164H263V166H262V164H261V168H263V169H260V171L261 170H263L264 171V151H263V153H261L262 152V150H261V152L260 153H257V150H259L260 151V146H262V145H260V141H258V140H261L262 138L259 136V138H261V139H258V137L256 136ZM8 139V138H7ZM88 139V138H87ZM178 139V138H177ZM181 139H184V137H182ZM180 139V140H181ZM17 140V139H16ZM89 140V139H88ZM120 140V139H119ZM246 140V139H245ZM245 140H244V142H245ZM248 140V139H247ZM246 140V141H247ZM14 141V140H13ZM93 141V140H92ZM172 141V140H171ZM225 141V140H224ZM8 142V141H7ZM77 142H78V140H77ZM116 142V141H115ZM118 142V141H117ZM262 142V141H261ZM5 143V142H4ZM18 143V142H17ZM54 143V142H53ZM112 143V142H111ZM176 143V142H175ZM226 143V142H225ZM264 143V142H263ZM84 144V143H83ZM93 144V143H92ZM173 144V143H172ZM177 144V143H176ZM202 144V143H201ZM262 144V143H261ZM12 145V144H11ZM87 145V144H86ZM96 145V144H95ZM207 144H205V146H206ZM221 145L224 147V150H225V152H224V156L225 157H223L224 158V161L226 162V164H225V162H224V164H221L222 163V161H223V159H221V157H218L216 154V149H218L219 147H221ZM58 146V145H57ZM72 146V145H71ZM74 146V145H73ZM83 146V145H82ZM112 146V145H111ZM177 146V145H176ZM181 146V145H180ZM199 146V145H198ZM197 146V147H198ZM204 146V145H203ZM243 146H245V145H243ZM8 147V146H7ZM172 147H174V146H172ZM208 147V146H207ZM246 147V146H245ZM66 148V147H65ZM174 148H176V147H174ZM199 148V147H198ZM212 148V149H211ZM243 148V147H242ZM259 148V149H258ZM263 148H264V146H263ZM59 149V148H58ZM83 149H84V147H83ZM90 149V148H89ZM181 149V148H180ZM244 149V148H243ZM13 150V149H12ZM34 150V149H33ZM68 150V149H67ZM88 150V149H87ZM174 150H176V149H174ZM207 150L208 151H214V152H212V153H209V152H207ZM242 150V149H241ZM29 151V150H28ZM27 151V152H28ZM40 151V150H39ZM52 151H53V149H52ZM59 151V150H58ZM58 151H56V152H58ZM61 151V150H60ZM60 151H59V153H60ZM167 151V150H166ZM258 151V152H259ZM21 152V151H20ZM45 152V151H44ZM62 152V151H61ZM124 152V151H123ZM170 152V151H169ZM191 152V151H190ZM241 152V153H242ZM13 153H15V152H13ZM31 153V152H30ZM29 153V154H30ZM58 153V154H59ZM65 153V152H64ZM195 153H196V151H195ZM17 154V153H16ZM53 154V153H52ZM60 154H63V153H60ZM59 154V155H60ZM80 154V153H79ZM89 154V153H88ZM237 154H240L239 152L237 153ZM39 155V154H38ZM74 155V154H73ZM160 153L159 154H157L155 157H156V159H157V162H155V163H149L150 165H148V167L145 169V172H144V176L145 177H143V182L142 181H140L141 182V184L139 185L138 183V185L139 186H137L136 185V187H135V184H134V187H131L130 189H128L129 191V193H130V198L129 199H126L125 200V202H124V200H123V202H124V204L123 205H125V207H127L128 208V206L130 207V203H128L127 201H129V200H132V201H129V202H132L131 204H132V208H131V211H139L138 209H143L142 211V213H144V217L146 218V220L148 219L149 220V222H152V224L154 225V227H153V229H150L149 227H147V228H143V226L141 225V223H140V219H138V217H137V219L136 218H133L132 217V215H128V211H130V210H128L127 212H126V210H127V208H125L124 207V209L123 210H125L124 212H126V215H123V213H122V215L124 216V218H126V219H124V222H125V220L126 221H129V220H131L132 221V223H130V224H132V225H135V224H139L140 226H138L137 225V228H139V229H141V230H139L138 229V232H137V229H136V231H134L133 230V233H135L136 232V239H142V241H144V244H146V247H145V253H147V257H148V255H149V257L150 258H152V251L154 250V254H155V258H156V263L154 262V263H151L146 257H145V255L146 254H144V252L143 251H141L143 254L142 255H140V256H142L143 257V259H144V262H145V264H170L171 263V257H172V253H173V251L175 250V248L177 247V245H180V249L182 250V251H184L185 253H187L188 254V256H189V260L187 261V264H203V262L201 261V257L200 258H197V256H196V254L197 253H202L201 251H197V249L196 248H194L195 246H193V241H195V239H199V240H201L202 242H204V237H205V235L207 236V234L209 233L208 231H205V229L203 230L204 232H208L207 234L206 233H204L203 231L200 233L199 231L197 232V234H192V235H189V236H184L183 235V233L181 232V228H180V226L177 224V222H175V219H174V217H175V211L174 212H172L171 214H169L167 217H164V216H166L167 214H168V211L169 210H171L170 209V204L169 203H167V202H169V201H167V199L165 198V201H164V199L162 198L163 197V195H162V197H158L157 196V191L164 185V184H166L167 182L169 183V179L167 178V173L169 172V171H173V172H176V173H180L181 175H182V177H183V179H189V182H191V179H190V177L192 176V175H194V174H197L198 175V173H202L201 172V169L199 168V164H197V163H195V162H192V161H190L187 157H184V156H181V157H179V161H181L180 162V164L179 165H177V166H172L170 163H166V164H159V162L158 161H160L159 159L161 158V160H162V157H160ZM220 155V154H219ZM241 155V154H240ZM33 156V155H32ZM47 156V155H46ZM81 156V155H80ZM91 156V155H90ZM187 156V155H186ZM221 156V155H220ZM239 156V155H238ZM34 157V156H33ZM71 157H72V155H71ZM160 157V158H159ZM170 157V156H169ZM196 157V156H195ZM194 157V158H195ZM213 157H215L214 159H213ZM11 158V157H10ZM29 158H32L31 157V155H26L25 156V159H27V161L29 160ZM48 158V157H47ZM77 158V157H76ZM239 158V157H238ZM241 158H239V159H241ZM24 159V160H25ZM51 159V158H50ZM78 159V158H77ZM79 159H81V158H79ZM154 159V158H153ZM155 159V160H156ZM176 159V158H175ZM221 159V160H220ZM22 160V159H21ZM41 160V159H40ZM245 160H243V161H245ZM36 161H37V159H36ZM122 161V160H121ZM194 161V160H193ZM219 161H221V162H219ZM237 161V160H236ZM243 161L241 162V163H243ZM26 161H24V163H25ZM34 162V161H33ZM32 161H31V163H33ZM46 162V161H45ZM161 162V161H160ZM175 162V161H174ZM207 162V161H206ZM219 162V163H218ZM22 163L23 162H21V165H22ZM125 163V162H124ZM179 163V162H178ZM177 163V164H178ZM204 163V162H203ZM249 163V162H248ZM9 164V163H8ZM35 164V163H34ZM141 165V164H140ZM206 165V164H205ZM209 165V164H208ZM241 165H243V164H241ZM240 165V166H241ZM1 166V165H0ZM4 166V165H3ZM30 166V165H29ZM46 166V165H45ZM132 166V165H131ZM239 166V165H238ZM16 167V166H15ZM22 167V166H21ZM207 167V169H210V168H208ZM126 168V167H125ZM133 168V167H132ZM238 168V167H237ZM1 169V168H0ZM10 169V168H9ZM8 169V170H9ZM27 169V168H26ZM134 169V168H133ZM135 169H138V167L137 168H135ZM135 169L133 170L134 171V173L136 172L135 171ZM140 169H142L141 167H140ZM205 170H206V167L204 168ZM239 169V168H238ZM242 169V168H241ZM240 169V170H241ZM2 170V169H1ZM23 170V169H22ZM119 170H121V169H119ZM250 170V169H249ZM26 171V170H25ZM34 171V170H33ZM48 171H50V170H48ZM138 171V170H137ZM140 171V170H139ZM207 171V170H206ZM216 171V172H215ZM21 172V171H20ZM45 172H47V171H45ZM128 172H130L129 171V169H128ZM254 172H257V171H254ZM259 172V171H258ZM124 173V172H123ZM138 173V172H137ZM241 173V172H240ZM262 173V172H261ZM4 174V173H3ZM136 174V173H135ZM179 174V175H180ZM243 174V173H242ZM18 175V174H17ZM131 175V174H130ZM134 175V174H133ZM253 175H254V173H253ZM260 175V174H259ZM30 176V175H29ZM39 176H41V175H39ZM218 176V175H217ZM241 176V175H240ZM246 176V175H245ZM249 176H251V175H249ZM15 177V176H14ZM21 177V176H20ZM23 177V176H22ZM130 177V176H129ZM138 177V176H137ZM139 177H140V175H139ZM194 177V176H193ZM247 177V176H246ZM127 179V178H126ZM140 179V178H139ZM173 179V178H172ZM247 179V178H246ZM42 180V179H41ZM201 180V179H200ZM249 180H250V178H249ZM115 181V180H114ZM183 181V180H182ZM108 182V181H107ZM125 182V181H124ZM129 182V181H128ZM133 182V181H132ZM248 182V181H247ZM39 183V182H38ZM116 183V182H115ZM122 183V182H121ZM245 183V182H244ZM126 184V183H125ZM242 184V183H241ZM26 185V184H25ZM193 185V184H192ZM196 185V184H195ZM208 185H210L209 183H208ZM263 185V184H262ZM100 186V185H99ZM258 186V185H257ZM101 187V186H100ZM120 187H121V185H120ZM127 187H128V185H127ZM226 187V186H225ZM238 187V186H237ZM243 187V186H242ZM261 187V186H260ZM198 188V187H197ZM219 188V187H218ZM227 188V187H226ZM236 188V187H235ZM60 189V188H59ZM234 189V188H233ZM237 189V188H236ZM44 190V189H43ZM52 190V189H51ZM56 190V189H55ZM109 190V189H108ZM206 190V189H205ZM221 190V189H220ZM223 190V189H222ZM49 191V190H48ZM111 191V190H110ZM124 191V190H123ZM193 191V190H192ZM224 191V190H223ZM222 191V192H223ZM239 191V190H238ZM56 192V191H55ZM164 192V191H163ZM225 192V191H224ZM228 192H229V190H228ZM5 193V192H4ZM35 193V192H34ZM43 193V192H42ZM50 193V192H49ZM51 193H53V192H51ZM217 193V192H216ZM227 193V192H226ZM230 193V195H233L232 193H231V191L229 192ZM57 194V193H56ZM100 194V193H99ZM182 194V193H181ZM218 194V193H217ZM242 194V193H241ZM49 195V194H48ZM125 195V194H124ZM186 195V194H185ZM228 195V194H227ZM229 195V196H230ZM234 195H237V194H234ZM255 195V194H254ZM39 196H40V194H39ZM63 196V195H62ZM69 196V195H68ZM119 196V195H118ZM127 196V195H126ZM159 196H160V194H159ZM218 196H219V194H218ZM221 196V195H220ZM4 197V196H3ZM11 197V196H10ZM42 197V196H41ZM45 197H46V194H45ZM48 197V196H47ZM55 197V196H54ZM60 197V196H59ZM208 197V196H207ZM226 197V196H225ZM234 197H236V196H234ZM239 197V196H238ZM43 198V197H42ZM67 198V197H66ZM68 198H71V197H68ZM73 198V197H72ZM83 198V197H82ZM95 198V197H94ZM110 198V197H109ZM227 198V197H226ZM231 198V197H230ZM6 199V198H5ZM46 199V198H45ZM59 199V198H58ZM63 199V198H62ZM108 199V198H107ZM117 199V198H116ZM238 199V198H237ZM240 199V198H239ZM12 200V199H11ZM112 200H114V197L112 198ZM177 200V199H176ZM212 200V199H211ZM254 200V199H253ZM89 201V200H88ZM96 201V200H95ZM116 201V200H115ZM171 201H172V199H171ZM243 201V200H242ZM12 202V201H11ZM15 202V201H14ZM112 202V201H111ZM128 204H127V203ZM178 202V201H177ZM184 202V201H183ZM202 202V201H201ZM23 203V202H22ZM103 203V202H102ZM101 203V204H102ZM108 203V202H107ZM114 203V202H113ZM121 201H120V205H121ZM174 203H176V202H174ZM189 203V202H188ZM33 204V203H32ZM31 204V205H32ZM85 204V203H84ZM111 204V203H110ZM115 204H116V206L114 207V208H116L118 205H119V203L117 202H115ZM211 204V203H210ZM216 204V203H215ZM230 204V203H229ZM20 205V204H19ZM22 205V204H21ZM172 205H173V202H172ZM200 205V204H199ZM233 205V204H232ZM262 205V204H261ZM7 206V205H6ZM18 206V205H17ZM16 206V207H17ZM33 206V205H32ZM37 206V205H36ZM174 207H175V205H173ZM173 206H171V207H173ZM178 206V205H177ZM213 206V205H212ZM231 206V205H230ZM239 206V205H238ZM15 207V206H14ZM13 207V208H14ZM19 207L20 206H18V209H19ZM197 207V206H196ZM200 207V206H199ZM210 207V206H209ZM218 207V206H217ZM248 207V205L246 206V204L245 203H243L242 205H241V212L240 213H242L243 214V216L247 213V208ZM3 208V207H2ZM8 208V207H7ZM129 208V209H130ZM208 208V207H207ZM220 208V207H219ZM240 208V207H239ZM1 209V208H0ZM95 209V208H94ZM116 209H119V208H116ZM141 209H140V211H141ZM175 209V208H174ZM216 209V208H215ZM258 209V208H257ZM262 209V208H261ZM236 210H237V208H236ZM250 210V209H249ZM21 211V210H20ZM94 211V210H93ZM103 211V210H102ZM116 211V210H115ZM115 211H112V210H108L107 211V213H104V212H102V213H104V214H96L95 215V217H94V220H96V221H99V220H101V221H106V219H108L107 221H109L110 219H112V217H110V216H114V215H112ZM139 211V212H140ZM172 211V210H171ZM9 212H11V211H9ZM14 212V211H13ZM12 212V213H13ZM255 212V211H254ZM16 213V212H15ZM97 213V212H96ZM209 213V212H208ZM229 213V212H228ZM4 215V214H3ZM17 215V214H16ZM20 215V214H19ZM22 215V214H21ZM94 215V214H93ZM162 215H163V217H162ZM218 215V214H217ZM235 215V214H234ZM261 215V214H260ZM12 216V215H11ZM11 216L9 217V218H11ZM85 216V215H84ZM121 216V215H120ZM119 216V217H120ZM143 216V215H142ZM1 217V216H0ZM5 217H6V215H5ZM109 217H110V219H109ZM118 217V218H119ZM143 217V218H144ZM211 217V216H210ZM236 217V216H235ZM239 217V216H238ZM245 217V216H244ZM14 218L15 217H13L12 219L14 220ZM121 218L122 217H120V220H121ZM141 218V217H140ZM83 219H84V217H83ZM264 219V218H263ZM9 220V219H8ZM79 220V219H78ZM115 220H116V222H117V219L115 218L114 219V222H112L111 221V223H108V228L109 229H113L114 227H115V225H117V224H115ZM179 220V219H178ZM257 220V219H256ZM12 221V220H11ZM26 221V220H25ZM85 221V220H84ZM89 221V220H88ZM106 221V222H107ZM122 221V220H121ZM142 221H143V219H142ZM207 221V220H206ZM262 221V220H261ZM260 221V222H261ZM7 222V221H6ZM5 222V223H6ZM15 222V221H14ZM95 222V221H94ZM133 222L135 223V224H133ZM146 222V221H145ZM186 222V221H185ZM242 222H243V227H244V231L245 230H248V226H249V223L250 222H248V221H246L245 220V218H243L242 217ZM0 223H2V222H0ZM81 223V222H80ZM143 223V222H142ZM234 223V222H233ZM232 223V224H233ZM11 224V223H10ZM17 224V223H16ZM16 224H14L15 226H16ZM23 224V223H22ZM100 224V223H99ZM241 224V223H240ZM3 225V224H2ZM24 225V224H23ZM34 225V224H33ZM37 225V224H36ZM93 225H94V223H93ZM107 225V224H106ZM131 225V226H132ZM216 225V224H215ZM5 226H6V224H5ZM7 226H9V224L7 225ZM96 226V225H95ZM152 226V225H151ZM197 226V225H196ZM213 226V225H212ZM211 226V227H212ZM236 226V225H235ZM259 226V225H258ZM2 227V226H1ZM216 227V226H215ZM3 228H5V227H3ZM152 228V227H151ZM202 228V227H201ZM223 228V227H222ZM235 228V227H234ZM261 228V227H260ZM16 229V228H15ZM28 229V228H27ZM212 229V228H211ZM3 230V229H2ZM114 230V229H113ZM198 230V229H197ZM202 230V229H201ZM234 230V229H233ZM10 231H12V230H10ZM18 231V230H17ZM25 231V230H24ZM210 231V230H209ZM218 231V230H217ZM220 231V230H219ZM219 231L218 232H212V234H214V236L217 238L218 237V239H220L221 241H222V243L224 244V245H221V247L223 248V249H225V240L227 239L224 235H222L221 233H219ZM230 231V230H229ZM0 232H2V231H0ZM86 233H92V232H94V233H96L97 235L98 234H103V233H105V229L104 230H95L94 228H87V230L85 231ZM186 232V231H185ZM195 232V231H194ZM227 232V231H226ZM235 232V231H234ZM7 233H8V231H7ZM26 233V232H25ZM12 234V233H11ZM22 234V233H21ZM127 234V233H126ZM211 234V235H212ZM243 234H245V233H243ZM250 234V233H249ZM6 235V234H5ZM31 235V234H30ZM93 235V234H92ZM96 235V236H97ZM100 236V235H99ZM14 237V236H13ZM22 237V236H21ZM238 237V236H237ZM19 238V237H18ZM206 238V237H205ZM231 238V237H230ZM129 239V238H128ZM136 239H135V241H136ZM249 239H250V237H249ZM5 240H6V238H5ZM133 240V239H132ZM141 241V242H142ZM219 241V240H218ZM248 239H247V236H246V238H241V241H240V243L238 244V245H240V249L241 250H246L247 249V247H248ZM13 242V241H12ZM20 242V241H19ZM133 242V241H132ZM138 242H140V240L138 241ZM226 242H227V240H226ZM8 243V242H7ZM134 243V242H133ZM206 243H208V242H206ZM211 243V242H210ZM213 243H215V242H213ZM216 243H217V240H216ZM229 243V242H228ZM3 244V243H2ZM15 244V243H14ZM69 244V243H68ZM143 244V243H142ZM142 244H136L135 245V247L138 249V248H141V245ZM199 245H201V244H198V246ZM11 246V245H10ZM145 246V245H144ZM197 246V247H198ZM203 246H204V244H203ZM202 246V247H203ZM211 246V245H210ZM219 246H220V243H219ZM218 246V247H219ZM31 247V246H30ZM134 247V246H133ZM200 247V246H199ZM205 247V246H204ZM212 247H213V245H212ZM17 248V247H16ZM26 248V247H25ZM34 248V247H33ZM238 248V247H237ZM22 249V248H21ZM24 249V248H23ZM128 249V248H127ZM133 248H130L129 249V251H133L132 250ZM142 249V248H141ZM140 249V250H141ZM153 249V250H152ZM177 249H178V247H177ZM179 249V250H180ZM210 249V248H209ZM218 249V248H217ZM232 249V248H231ZM29 250V249H28ZM200 250V249H199ZM202 250V249H201ZM237 250V249H236ZM15 251V250H14ZM203 251V250H202ZM229 251H230V249H229ZM19 252V251H18ZM21 252H23L22 250H21ZM135 252V251H134ZM140 252V251H139ZM14 253V252H13ZM33 253V252H32ZM130 253V252H129ZM46 254V253H45ZM175 254V253H174ZM184 254V253H183ZM182 254V255H183ZM260 254V253H259ZM0 255H2V254H0ZM6 256V255H5ZM8 256V255H7ZM26 256V255H25ZM113 256H115V255H113ZM174 256V255H173ZM204 256V255H203ZM32 257V256H31ZM42 257V256H41ZM5 258V257H4ZM185 258V257H184ZM262 258H264V257H262ZM262 258H261V260H262ZM179 259H181V257L179 258L178 257V260ZM186 259V258H185ZM184 259V260H185ZM204 259V258H203ZM206 259V258H205ZM23 260V259H22ZM182 260V259H181ZM254 260V259H253ZM25 260H23V262H24ZM180 261V260H179ZM250 261V260H249ZM181 262V261H180ZM179 262V263H180ZM6 263H7V261H6ZM11 263V262H10ZM43 263V262H42ZM240 263V262H239ZM255 263V262H254ZM141 264V263H140ZM172 264V263H171ZM181 264H183V263H181Z\"/></svg>",
    "mask_w": 264,
    "mask_h": 264
},
{
    "label": "flooded vegetation",
    "instance_id": "af4514ba",
    "mask_svg": "<svg viewBox=\"0 0 264 264\" xmlns=\"http://www.w3.org/2000/svg\"><path fill=\"white\" fill-rule=\"evenodd\" d=\"M44 1H45V7L44 8L47 11V13L45 15L46 16H51L50 19H52L53 16H54L53 19H55L56 22L59 21L58 23H60L62 26L67 27L70 24H71V26H75L76 24L79 25L80 23H82V19L79 16H77L78 15L77 14V8L80 5L86 3V1H83L79 5L75 6L76 8L75 7L71 8L70 7L71 4H69V3L65 4V3L56 2L57 3L56 4L53 0H48V2H47V0H44ZM46 4H47V6H46ZM58 4L60 6L59 7H55V6H58ZM119 9H121V10H119ZM121 11H124V9L118 8L116 10L115 8H111L110 11H109V15L113 16L117 12H121ZM50 13H51V15H50ZM21 17L24 18V17H27V16H21ZM78 20H79V22H78ZM7 21H8V19H7ZM111 21H114V20H111ZM81 25L82 24H80V26ZM80 26H76V27H80ZM92 31H94V30H91V32ZM2 197H3V195L1 194V190H0V207L2 206ZM0 216H1L0 217V222H2V223H0V231H2V229L4 227V225H2L3 222H4V219L2 218L1 210H0ZM16 223L18 224L17 221H15V222L13 221V222H11V225H10V228H12V230H14V231H17V229H18V225ZM14 224H16V226ZM1 238H2V232H0V239ZM64 250H65L64 251V258H62V260H61V262H64V263H67V262H70V261H72V260H74L76 258H79L80 260H82V264H101L100 258L102 256H99V254L104 255L103 254L104 250L103 249H99L97 243H95V242H86V241H83V240L80 241L74 249H68L67 250V248L64 247ZM0 254H2L1 251H0ZM140 255H142V254H139V256ZM140 257L143 259L142 256H140ZM2 262H3V258H2V255H0V264H2Z\"/></svg>",
    "mask_w": 264,
    "mask_h": 264
}]
</instances>
